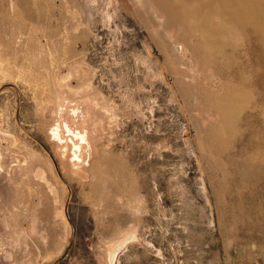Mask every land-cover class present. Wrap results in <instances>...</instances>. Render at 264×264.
Segmentation results:
<instances>
[{"label":"rangeland","instance_id":"obj_1","mask_svg":"<svg viewBox=\"0 0 264 264\" xmlns=\"http://www.w3.org/2000/svg\"><path fill=\"white\" fill-rule=\"evenodd\" d=\"M240 15L0 0V264H264V31Z\"/></svg>","mask_w":264,"mask_h":264},{"label":"bare ground","instance_id":"obj_2","mask_svg":"<svg viewBox=\"0 0 264 264\" xmlns=\"http://www.w3.org/2000/svg\"><path fill=\"white\" fill-rule=\"evenodd\" d=\"M236 1L237 3H240L241 20L252 24L261 31H264V0H248L247 2L245 1V4L244 0ZM81 137L83 138V136Z\"/></svg>","mask_w":264,"mask_h":264}]
</instances>
